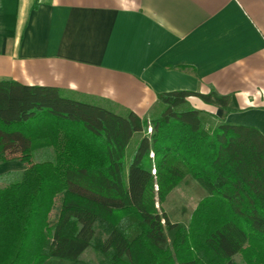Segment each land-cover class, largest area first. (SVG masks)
I'll use <instances>...</instances> for the list:
<instances>
[{
	"label": "trees",
	"instance_id": "trees-1",
	"mask_svg": "<svg viewBox=\"0 0 264 264\" xmlns=\"http://www.w3.org/2000/svg\"><path fill=\"white\" fill-rule=\"evenodd\" d=\"M192 96L227 107L215 92H168L148 119L0 80V164L25 167L0 175V264H80L96 225L99 264H264V136ZM39 149L53 159L35 162ZM188 175L207 197L188 225L171 223L158 205Z\"/></svg>",
	"mask_w": 264,
	"mask_h": 264
},
{
	"label": "crops",
	"instance_id": "crops-1",
	"mask_svg": "<svg viewBox=\"0 0 264 264\" xmlns=\"http://www.w3.org/2000/svg\"><path fill=\"white\" fill-rule=\"evenodd\" d=\"M0 80L141 118L215 92L188 104L264 136V0H0Z\"/></svg>",
	"mask_w": 264,
	"mask_h": 264
},
{
	"label": "rangeland",
	"instance_id": "rangeland-1",
	"mask_svg": "<svg viewBox=\"0 0 264 264\" xmlns=\"http://www.w3.org/2000/svg\"><path fill=\"white\" fill-rule=\"evenodd\" d=\"M159 110H156L154 114L146 117L148 119L158 115ZM151 125L148 123L147 134H151ZM138 137L135 136L130 146L127 149V156L133 152L135 145L137 144ZM13 159V158H12ZM53 159V150L52 149H39L35 153L34 161L42 162L45 160ZM128 161L129 158H126ZM25 167L17 161H10L8 163L0 164V175L10 172H17L24 170ZM7 185L6 179H0V188H3ZM207 197L206 191L193 179L192 176H186L166 197L163 204L158 205L160 209L166 214L168 220L171 223H178L183 225H188L191 219V215L197 205ZM58 202L50 214V225H53L56 221L57 211H58ZM95 237L94 241L80 257V264H99L101 258L97 251L99 244H101L106 238V231L96 225L95 228ZM236 264H245L241 256H236L234 258Z\"/></svg>",
	"mask_w": 264,
	"mask_h": 264
},
{
	"label": "built area",
	"instance_id": "built-area-1",
	"mask_svg": "<svg viewBox=\"0 0 264 264\" xmlns=\"http://www.w3.org/2000/svg\"><path fill=\"white\" fill-rule=\"evenodd\" d=\"M154 173V172H153Z\"/></svg>",
	"mask_w": 264,
	"mask_h": 264
}]
</instances>
